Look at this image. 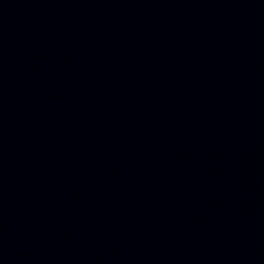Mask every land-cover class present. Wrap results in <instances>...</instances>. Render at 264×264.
<instances>
[{"label": "water", "instance_id": "1", "mask_svg": "<svg viewBox=\"0 0 264 264\" xmlns=\"http://www.w3.org/2000/svg\"><path fill=\"white\" fill-rule=\"evenodd\" d=\"M0 264H264V0H0Z\"/></svg>", "mask_w": 264, "mask_h": 264}]
</instances>
